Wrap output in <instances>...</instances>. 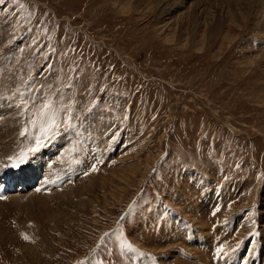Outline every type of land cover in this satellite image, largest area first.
Segmentation results:
<instances>
[{"label":"rangeland","instance_id":"rangeland-1","mask_svg":"<svg viewBox=\"0 0 264 264\" xmlns=\"http://www.w3.org/2000/svg\"><path fill=\"white\" fill-rule=\"evenodd\" d=\"M6 177L0 264H264V0H3Z\"/></svg>","mask_w":264,"mask_h":264},{"label":"snow or ice","instance_id":"snow-or-ice-1","mask_svg":"<svg viewBox=\"0 0 264 264\" xmlns=\"http://www.w3.org/2000/svg\"><path fill=\"white\" fill-rule=\"evenodd\" d=\"M0 3H3V0H0ZM19 98L20 103L16 105L18 109H20V116L25 117L29 111L32 110L30 101L25 97L24 92H18L16 94ZM53 108V102L52 101H45L42 102L39 106V113L45 117H47L43 122L39 124V128L37 129L39 131V135L34 136V146L29 148V152H37L42 147L46 146V144L59 132V129L61 125H64L65 127L71 128L72 127V118L69 115L66 121L58 120L55 116V114L52 113ZM37 113L33 112V116H35ZM29 122L35 126L36 121L35 120H29ZM28 134V127L25 126L24 130L21 132V135H27ZM13 159V158H9ZM26 159V153H21L19 156V162L15 164L14 166L19 167L20 163H23ZM93 171H96L97 169L95 166L92 168ZM216 211H219V209H216ZM215 215V212L213 213ZM25 239H27V236H25ZM120 249L121 251H128L130 253H139L141 256L145 255L142 253L139 249L135 248L129 241L126 239H121L120 241ZM223 255H227L225 248L223 246L218 247L216 249V257L222 258ZM152 259H155L154 257Z\"/></svg>","mask_w":264,"mask_h":264},{"label":"bare ground","instance_id":"bare-ground-1","mask_svg":"<svg viewBox=\"0 0 264 264\" xmlns=\"http://www.w3.org/2000/svg\"><path fill=\"white\" fill-rule=\"evenodd\" d=\"M2 142V141H1ZM2 145V144H1ZM4 145L2 146V148ZM7 178V177H6ZM9 178V177H8ZM4 180V179H3ZM7 190L3 189L2 186H0V193H5ZM9 191V190H8Z\"/></svg>","mask_w":264,"mask_h":264}]
</instances>
